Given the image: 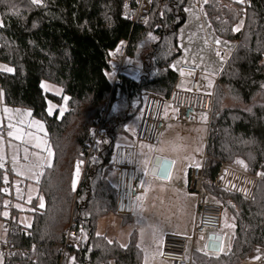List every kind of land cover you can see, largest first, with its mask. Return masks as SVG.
Wrapping results in <instances>:
<instances>
[{"label":"trees","instance_id":"trees-1","mask_svg":"<svg viewBox=\"0 0 264 264\" xmlns=\"http://www.w3.org/2000/svg\"><path fill=\"white\" fill-rule=\"evenodd\" d=\"M189 1L153 0L147 25L131 35L128 20L136 0H0V63L13 69L0 70L2 102L42 122L52 152L51 165L35 183L38 195L28 205L10 195V170L0 166V232L13 251L5 261L0 257V264H143L135 232L122 247L98 235L97 224L115 215L110 174L118 138H127L126 127L142 110L144 95L168 99L176 87L178 74L171 65L181 54L178 31ZM202 11L214 34L235 44L215 82L202 166L203 191L231 211L235 230L227 254L192 251L189 257L191 264H241L255 248L264 249V0H206ZM102 17L116 24L111 40L90 27ZM152 36L156 40L140 79L116 75L112 55L120 44L129 40L126 55L133 59ZM45 82L58 86L62 97L44 92ZM64 97L62 117L57 111L50 116L48 103ZM98 128L106 138L93 148L94 157L73 190L74 165L85 161L87 137ZM235 160L249 174L263 175L249 201L213 187L220 164ZM12 216L25 221L11 222Z\"/></svg>","mask_w":264,"mask_h":264},{"label":"crops","instance_id":"crops-1","mask_svg":"<svg viewBox=\"0 0 264 264\" xmlns=\"http://www.w3.org/2000/svg\"><path fill=\"white\" fill-rule=\"evenodd\" d=\"M185 9H189V11H185V14H186L185 23L178 31V43H179L180 49L189 48V47L197 48V45L202 44V46H206L207 48L211 49L214 55H217V51H222V53L219 54V57L215 59L217 62V69L216 71H212L211 73H209L210 71L207 68H205L203 65H201V63L197 62L195 59H194V63L185 62V61L180 62L179 69H178L179 71H180V68H191V69H195L198 71V74H199L198 79H197V91H198L199 89L198 80H199V77H201V73L205 74L203 75V77L205 78L208 77L210 79L214 78L213 80H215L216 82L218 76L221 74L227 61L231 57L235 49V44L231 43V44H234L233 48L228 47L229 43H227L224 40L219 39L214 34L211 26L208 24L207 20L205 19L202 9H196L193 6L191 1L188 2ZM189 26H191L192 31L189 28ZM185 39H188L189 41ZM217 40L220 41V43H216L215 41ZM227 54H228V57H226ZM183 75L185 76L182 78H179V75H178L176 89L189 91L191 90L192 82L194 81V78L192 76L190 77L186 76V75H189L186 73H183ZM181 84L184 86H182ZM186 84H188V86H186ZM200 93L207 94L205 92H200ZM5 108H7L9 111L3 112ZM5 108L2 106V98H1V93H0V128L4 127L7 130V133L5 134L0 133V135L3 137L4 143L7 146L9 131L12 132L13 136L21 135V127L12 126L11 122L9 121H14L13 116H15L17 113H20L19 111L24 110V109L12 107L13 109H18V110H13V109L8 108V106H6ZM32 120L33 119H31L29 126L31 125V123H33ZM130 123H132V121ZM130 123L126 127L127 138H124V142L122 144H119L116 146L132 145V140H133L132 138L135 132L137 131L138 127ZM196 124H199V123H195V125ZM34 125H37V124H34ZM201 125L202 124H199L198 126H201ZM203 125L205 126V124ZM138 126H140V124ZM39 132H43V128L41 126L39 127ZM28 135H29L28 130H25L24 134L22 135V138L24 139L23 143L25 142V139L27 138ZM34 139H40V138L34 135ZM28 148H30L31 150H34V149L37 150L38 148H42V147L33 145V146H29ZM19 149L20 150L23 149V146H21ZM137 157H138V153H137ZM156 158L166 160L170 163V167L167 173L168 174L167 178L159 179L156 177H152L158 182L159 181L163 182V186H160L158 182H157L158 185L156 186L161 188L158 194L159 196H163L162 200H163L164 211H165L163 216L165 217L163 219H157V218L149 217L147 215L146 209L150 207H154L153 204H150V201H151L150 199L147 202H142V201L138 202L142 205V207L136 211H134V207H133L132 215L130 216V218L126 220L119 218L115 215L114 216L111 215V216L101 219L97 224L98 235H104L110 241L115 240L122 247H126L128 245L130 235L133 232H135L137 236L136 246L142 255L143 264L162 263V261L159 260V253H160L163 237L165 235H174V236L190 238L192 236L193 228L197 220L196 211H195L196 201H195L194 195H192L188 191V183H189L190 171L194 168H198L199 166H196V165L190 166L188 165L189 163L185 159H180L178 161H175L174 159H171L167 156H163V157L157 156ZM237 161H241V160H235L234 162L237 163ZM4 163H8L11 175L15 176V172L13 170V167H11V165L13 164L14 166H16L17 160H16V163L14 164L13 161L11 163L8 157H6V161ZM26 165L27 164H22V166L19 165L21 174L26 172L25 171ZM240 165H242L246 169V166L244 163ZM201 166H203V163L201 164ZM45 167L47 166L45 165ZM45 167L40 169V173ZM151 167H152V164L150 165V168ZM83 169H84V165L82 164V162H77L74 165L73 179H72V189L73 190L77 189L81 181V178L83 176L82 173H84ZM113 172L115 173V175L113 174ZM113 172L110 174V181L112 184H115L114 177H116V180H117V173L114 170ZM78 176H79V179H77ZM10 180L11 182H13L11 178ZM74 181L75 183H73ZM22 182L23 181L20 180L19 183H22ZM19 183L17 184L19 185ZM138 183H139V176L137 178V163H136V185L142 191L141 195H144L145 193ZM24 185H25V188H24L25 189L24 193H25L27 189L26 188L27 185L25 183ZM15 191L21 192L18 189ZM161 193L162 195H160ZM16 195H17L16 192H14L13 197L15 199H17ZM141 195H139V197ZM18 200L20 201V197ZM210 200L216 202L211 197H210ZM148 204L149 206H147ZM209 235H215L220 238V248H219L218 254L220 253L227 254L230 251L233 238H234L233 236L234 230H230L229 226L226 227L224 226V224H221L220 230L218 232H214L212 234H202L201 236H205L204 241L206 243H207V239ZM191 238H192V241L189 243L191 244L190 254L192 253V251H194V249L192 248V245H193L192 243L195 242V236ZM188 249H189V245H188ZM204 254L217 255V254H210L208 252ZM259 260H261V263H258ZM263 262H264V249L255 248L250 254V256H248V258L244 260L241 264H263ZM163 264L165 263L163 262Z\"/></svg>","mask_w":264,"mask_h":264},{"label":"built area","instance_id":"built-area-1","mask_svg":"<svg viewBox=\"0 0 264 264\" xmlns=\"http://www.w3.org/2000/svg\"><path fill=\"white\" fill-rule=\"evenodd\" d=\"M195 7L199 0H190ZM151 0H137V12L131 20L132 29L142 27L150 10ZM181 73L192 75L191 90L175 89L169 99H159L153 96L147 97L144 101L142 113L140 117V126L133 135V144L130 146H116L112 161L113 170L117 173L116 180V203L115 216L130 217L133 213L134 200L142 194V191L136 185V163L137 148L135 144H146L153 147L157 146L156 140L159 133L165 131L167 122L164 119V109L169 105L176 114V122L183 127L195 126V117L198 114L210 116L213 107V99L211 96L202 94L197 91L198 71L191 68H180ZM0 133L5 134L7 130L2 127ZM105 134L98 129L90 133L87 137V151L85 161L82 162L85 169L91 159H93V148L100 140H104ZM205 159V158H203ZM2 168L9 171L8 163H3ZM83 169V172H84ZM83 174V173H82ZM263 177L261 172L251 175L248 171L238 163H221L219 172L213 182L214 189L224 193L237 196L243 200H250L256 183ZM203 168L198 167L190 171L188 191L195 197V206L199 211V219L196 222L192 236L202 235L206 232H218L221 227L223 211L219 204L211 203L210 197L202 189ZM10 195L13 196L15 190H24V183L14 186L11 180L6 185ZM8 211H13V201L8 204ZM11 222L25 221L24 216L19 218L11 217ZM5 234L11 232L9 223L2 226ZM73 233H68L71 238ZM186 238L174 235H165L162 239L159 260L167 264H191L190 257L186 255L188 245L192 238ZM70 242L67 241V245ZM77 246L76 243H71ZM13 253L7 237L4 236L0 241V257L2 260Z\"/></svg>","mask_w":264,"mask_h":264},{"label":"rangeland","instance_id":"rangeland-1","mask_svg":"<svg viewBox=\"0 0 264 264\" xmlns=\"http://www.w3.org/2000/svg\"><path fill=\"white\" fill-rule=\"evenodd\" d=\"M234 1H241V0H234ZM90 27L94 30H97L101 34L103 40L105 41L111 40L116 30L115 22L112 19H108L105 17H102L97 22L96 21L91 22ZM189 28L192 31L191 26H189ZM155 40L156 38L153 36L148 37L146 41H144L141 44V46L139 47L133 59H130V60L129 58L127 60L128 56H126L125 59L122 61L121 48L119 47L112 56H113V62L115 63L117 68L119 66H122L123 64L124 67L120 68L121 74L127 75L136 81L139 80L140 77L142 76V64L144 62V58L150 52V48L152 44L155 42ZM185 40L189 41L188 39H185ZM227 43H229L228 47H232V48L234 47V44H231L230 42H227ZM180 50H181L180 56L177 59H175V61L171 65V68L173 69V71L178 73L179 78H182L185 76V75H181V72L178 70L180 62L185 61V62L194 63V59L197 62L201 63V65H203L205 68H207L210 71L209 73H211L212 71H216L217 62L215 59H217L219 55H214L213 51L207 48L206 46H202V44H200V45H197V48L189 47V48H184ZM217 53L221 54L222 51H217ZM226 57H228V54L226 55ZM4 67L10 68L7 65L0 63V69H3ZM203 75L205 74L201 73V77H199V80H198V84H199L198 91L211 94L213 91V87L215 86V80H213L214 78H211V79L208 77L205 78L203 77ZM186 76L190 77L192 75H186ZM186 86H188V84H186ZM41 88L44 92H48L49 94L55 97H58V98L62 97V90L58 86L48 84L45 82L41 84ZM65 98L66 97L60 100L59 103H53V102L48 103L47 113L50 116H53L55 112L57 111V118H61L63 113L66 110V99ZM2 106L4 108L6 107V105L3 104V102H2ZM8 108L13 109L12 107H9V106ZM61 109H63V112H61ZM13 110H18V109H13ZM19 112L20 113H17L15 116H13L14 121H9V122H11L12 126L21 127V135L19 136H13V135L9 136L8 135L7 146L4 143L3 137L0 135V166L6 161V157H8L11 163L13 161V158L17 160L16 166H14L13 164L11 165V167H13V170L15 172V176L11 175V179L13 181L14 186H17L18 185L17 183H19L20 180L23 181L27 185L26 187L27 189L25 193H24V190L22 191L20 190L21 192H17V191L15 192L17 194L16 198L17 199H19V197L21 199L23 198L24 203L28 205L30 201L32 199H35L38 195L37 187L35 183L37 181V178L39 177L38 174L40 173L41 168H38L35 166L36 164L35 155L30 156L29 159L27 160L24 159L25 152L27 151L28 153L42 155L46 162L45 163L46 166H50L52 163L51 162L52 152H51V155L49 156L48 152L44 150L45 141H46L45 139L46 129L43 123L40 121H35L33 119L32 120L33 123H31V125L29 126L30 121L32 119L30 112H28V110L26 109L21 110ZM140 117H141V112H139L138 116L134 118L132 120V123L130 124L135 125L136 127H139L138 125L140 124ZM164 119L168 122L167 127L164 132L158 134L157 140H156L157 147L151 146L153 151L149 153V155L153 159H155L157 156H162V157L167 156L171 159H174L175 161H178L180 159H185L189 163L188 165L197 166L198 164L200 167L204 160L203 156H204V150H205V139H206V134H207V128L203 124H207L209 117L204 114H198L196 115L194 120L196 121V123L202 124L201 126H198L199 124H196L195 125L196 127L195 126L190 127V128L183 127L176 123L175 112L171 109L169 105H166L164 109ZM34 124H37V125H34ZM38 126L39 127L41 126L43 128V132H39ZM25 130H28L29 135L27 136V138L25 139V142L23 143L24 139L22 138V135L24 134ZM34 135L36 137H39L40 139H34ZM123 142H124V137H120L118 138L116 145L122 144ZM32 144L35 146L42 147V148H38L37 150L36 149L31 150L28 147L33 146ZM132 144H133V140H132ZM140 145L141 144H135V147L137 148V153H138L137 161L138 160L142 161L144 159L142 152H148L147 148L141 150ZM21 146H23V149L20 150L19 148ZM22 164H27L25 167L26 172L23 174H21V170L19 168V165L22 166ZM150 165L151 163L148 165V168H150ZM113 174L115 175L114 172ZM8 176L10 177L9 173H8ZM138 176H139L138 184L145 193L144 195L140 196V197H143L142 202H147L151 199L150 204L154 205V207H150L146 209L147 215L152 218L163 219L165 217L163 216L165 213L164 204L162 200L163 196H159L158 192L160 191L161 188L156 186L158 184L160 186H163V182L161 181L158 182L157 180L152 178L150 174H146V172L143 170V165L137 163V178ZM114 180H115L114 183L116 185V177H114ZM145 181H147V184H145ZM160 195H162V193ZM209 201L211 203H216L210 199ZM134 203H137L136 199ZM38 204H39V207H42L41 205H43V202L41 198L38 199ZM147 206H149V204ZM223 212L224 213L222 215L221 224H224V226L226 227L229 226L230 230H235V222H234L233 214L228 208H224ZM212 233L213 232H206L205 234H212ZM205 236H201V235L195 236V242L192 243L193 244L192 248L194 249V251H197L200 253L207 252L206 242L204 241ZM0 237L1 238L4 237L3 234L1 235V232H0ZM190 245L191 244H189V249L187 250V253H186L187 256H189L191 252ZM258 263H261V260H259ZM160 264H163V262Z\"/></svg>","mask_w":264,"mask_h":264},{"label":"snow or ice","instance_id":"snow-or-ice-1","mask_svg":"<svg viewBox=\"0 0 264 264\" xmlns=\"http://www.w3.org/2000/svg\"><path fill=\"white\" fill-rule=\"evenodd\" d=\"M40 2V0H32V3L34 4H38ZM206 2V0H201V3H204ZM185 11H189V9H185ZM239 28L236 29V31H238ZM216 43H220V41H215ZM217 55H219V53H217ZM0 70H3V71H8V72H11L13 71V69L11 68H7V67H4L3 69H0ZM181 75H183V73H181ZM66 99V98H65ZM5 112L9 111L7 108L4 109ZM61 112H63V109H61ZM9 136L12 135V132L9 131L8 133ZM141 147V150L147 148L148 149V152H142V155L144 157V159L141 161V160H138L137 163L138 164H142L143 165V170L146 172V174H153V173H156L157 171H159V173L163 174L164 175V178H167V173H168V162L166 160H163V159H153L149 153H151L153 151L152 147L150 145H145V144H141L140 145ZM45 151L48 152L49 156L51 155V148H50V145H47V142L45 141ZM35 155V160H36V164L35 166L38 167V168H43L45 167V160H44V157L40 154H32V153H28L27 151L25 152V157L24 159H29L30 156H33ZM13 163L15 164L16 163V160L15 158H13ZM152 164V167L151 168H148V165L149 164ZM237 163L239 164H243L242 161H237ZM197 166H199L197 164ZM75 183V181L73 182ZM145 184H147V181H145ZM143 200V197H137L136 198V201L137 203H134V211L140 209L142 207V205L138 202L142 201ZM43 206V205H41Z\"/></svg>","mask_w":264,"mask_h":264},{"label":"bare ground","instance_id":"bare-ground-1","mask_svg":"<svg viewBox=\"0 0 264 264\" xmlns=\"http://www.w3.org/2000/svg\"><path fill=\"white\" fill-rule=\"evenodd\" d=\"M152 1L153 0H151V6H150V10H149V12H148V16H147V20H146V22H145V24L142 26V27H138V28H136V29H132V25H131V20L135 17V15H136V12H137V0H136V2H135V10H134V12H133V14H132V16L129 18V20H128V24H129V31H130V34L131 35H133V34H135L137 31H139V30H141V29H143L146 25H147V23H148V19H149V15H150V11H151V8H152ZM242 2H245L246 0H241ZM205 4V2L202 4L201 3V1L199 0V3L195 6V8L196 9H202L203 10V5ZM203 12V11H202ZM144 41H146V40H144ZM143 41V42H144ZM142 42V43H143ZM141 43V44H142ZM141 44H140V46H141ZM129 45V40L128 41H126L125 43H121L120 44V48H121V57H122V61L125 59V57L127 56L126 55V51H127V46ZM139 46V47H140ZM118 47V48H119ZM139 49V48H138ZM138 49H137V51H138ZM137 51H136V53H137ZM116 52V51H115ZM114 52V53H115ZM113 53V54H114ZM113 57V56H112ZM128 58H129V60H130V57H127V60H128ZM112 65L114 66V69H115V72H116V75H118L119 73H121L120 72V68L121 67H124L123 66V64H122V66H119L118 68L116 67V65H115V63L112 61ZM176 89V87L172 90V92H171V94H170V96H169V98L171 97V95H172V93H173V91ZM206 95H208V96H211L212 97V99H213V103H214V89H213V91H212V93L211 94H206ZM149 96H153V97H155V98H159V99H164V98H161V97H159V96H155V95H152V94H146V95H144V97H143V100L145 101L146 99H147V97H149ZM168 98V99H169ZM212 111H213V107H212ZM211 115H212V112H211V114H210V116H208L209 117V120H208V122H207V124H205V126H206V128H207V132H208V129H209V121H210V118H211ZM207 135V134H206ZM205 145H206V140H205ZM206 147V146H205ZM203 158H206V156H205V150H204V156H203ZM73 179V178H72ZM77 179H79V176L77 177ZM263 180V177L261 178V179H259L258 181H257V183H256V187H255V189H254V192H255V190H256V188H257V185H258V183L260 182V181H262ZM71 186H72V184H71ZM254 192H253V195H254ZM253 195H252V197H251V199L253 198ZM250 199V200H251ZM249 201V200H248ZM217 204H219V203H217ZM220 205V207L222 208V211H224V207L221 205V204H219ZM195 211H196V218H197V220H196V222L198 221V219H199V211H198V209L195 207Z\"/></svg>","mask_w":264,"mask_h":264},{"label":"water","instance_id":"water-1","mask_svg":"<svg viewBox=\"0 0 264 264\" xmlns=\"http://www.w3.org/2000/svg\"><path fill=\"white\" fill-rule=\"evenodd\" d=\"M156 159H160V158H156ZM168 164H169V166H168V169H169L170 163L168 162ZM150 175L152 177H156L159 179H165L164 175L159 173V171H157L156 173L150 174ZM219 248H220V238L218 236H215V235H209L208 239H207V243H206V251L210 254H218Z\"/></svg>","mask_w":264,"mask_h":264}]
</instances>
